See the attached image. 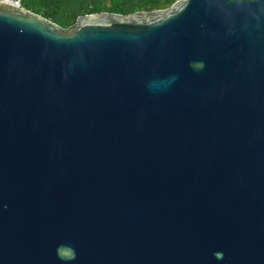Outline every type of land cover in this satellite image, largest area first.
Returning <instances> with one entry per match:
<instances>
[{
  "label": "water",
  "instance_id": "95a60500",
  "mask_svg": "<svg viewBox=\"0 0 264 264\" xmlns=\"http://www.w3.org/2000/svg\"><path fill=\"white\" fill-rule=\"evenodd\" d=\"M0 264H264V0L0 2Z\"/></svg>",
  "mask_w": 264,
  "mask_h": 264
},
{
  "label": "trees",
  "instance_id": "16d2710c",
  "mask_svg": "<svg viewBox=\"0 0 264 264\" xmlns=\"http://www.w3.org/2000/svg\"><path fill=\"white\" fill-rule=\"evenodd\" d=\"M177 0H20L21 7L69 29L76 19L92 14L113 13L127 16L138 11L169 8Z\"/></svg>",
  "mask_w": 264,
  "mask_h": 264
},
{
  "label": "built area",
  "instance_id": "2783aa9c",
  "mask_svg": "<svg viewBox=\"0 0 264 264\" xmlns=\"http://www.w3.org/2000/svg\"><path fill=\"white\" fill-rule=\"evenodd\" d=\"M0 2L9 4V5L14 6L16 8H22L20 0H0Z\"/></svg>",
  "mask_w": 264,
  "mask_h": 264
}]
</instances>
